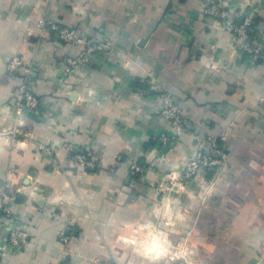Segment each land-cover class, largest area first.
<instances>
[{"label": "crops", "instance_id": "0c3cea01", "mask_svg": "<svg viewBox=\"0 0 264 264\" xmlns=\"http://www.w3.org/2000/svg\"><path fill=\"white\" fill-rule=\"evenodd\" d=\"M224 2L235 21L251 5L264 33V0ZM202 7L203 0H0V179L14 174L13 211L30 234L21 254L5 253L0 242V264H264V57L242 58L223 19ZM40 19L111 49L68 71L65 60L83 45L56 33L39 39ZM16 54L34 63L39 99L21 121L20 78L5 72ZM160 93L180 103L185 123L169 143L159 140L169 133L157 113ZM14 126L12 145L3 131ZM210 135L224 137L226 176L206 195L198 181L178 190L182 164ZM64 143L92 152L96 168L74 167ZM131 163L142 171L130 175ZM138 239L147 242L140 250Z\"/></svg>", "mask_w": 264, "mask_h": 264}, {"label": "built area", "instance_id": "2783aa9c", "mask_svg": "<svg viewBox=\"0 0 264 264\" xmlns=\"http://www.w3.org/2000/svg\"><path fill=\"white\" fill-rule=\"evenodd\" d=\"M247 4L241 7L239 20L235 21L225 10L224 0H203L202 12L206 17L224 21V28L231 34L232 44L239 55L249 62H256L264 57V33L257 29L254 21V9ZM38 37L43 40L50 33H56L59 39L67 45H83V51L76 57L65 60V69L78 67L89 63L94 56L102 51L111 49L108 41H100L91 38H82L75 29L60 27L48 19H40L37 22ZM32 61L24 55L16 54L5 63V72L9 76H19V85L14 94V115L21 121L27 111L37 110L39 99L32 89L33 76ZM161 108L157 113L166 121L169 133L161 134L159 140L169 143L175 140L185 131V123L180 103L168 93L158 95ZM17 127H10L3 131L10 137L12 145L16 144ZM32 138V136H30ZM224 137L216 138L206 136L200 140L197 151L182 164V174L177 181V189L182 190L189 182L198 181L206 183L205 195L216 188L228 172V154L223 144ZM39 149L48 153L50 148L39 145ZM61 149L65 152L72 165L80 170L92 171L97 166V157L90 151L75 147L72 143H64ZM130 175L142 171V167L136 163L129 165ZM14 179V174L8 171L5 179H0V228L4 233L0 234L1 248L7 254L16 255L25 251L29 245V226L21 219L15 217L13 207L16 204V195L8 188ZM193 197L192 193H189ZM203 198V197H202ZM171 200V198H169ZM61 240H66L62 234ZM92 264H102L95 258Z\"/></svg>", "mask_w": 264, "mask_h": 264}, {"label": "rangeland", "instance_id": "374dc122", "mask_svg": "<svg viewBox=\"0 0 264 264\" xmlns=\"http://www.w3.org/2000/svg\"><path fill=\"white\" fill-rule=\"evenodd\" d=\"M150 242H152V241H151V240H148V243H149V244H150ZM161 242L164 243V244L166 243V245L169 246V245H168V241L164 240V241H161ZM142 243L145 245L147 242H146V240H145V241H142V240L138 239L137 241L134 242V245H135L136 247H138L137 249L140 250V247L142 246ZM169 247H170V246H169ZM170 249H172V248H170ZM171 255H172V254H171ZM171 255H169V256H171ZM169 256H168V258H170ZM172 257H173V256H172ZM102 264H103V263H102Z\"/></svg>", "mask_w": 264, "mask_h": 264}, {"label": "bare ground", "instance_id": "6f19581e", "mask_svg": "<svg viewBox=\"0 0 264 264\" xmlns=\"http://www.w3.org/2000/svg\"><path fill=\"white\" fill-rule=\"evenodd\" d=\"M156 244V243H155Z\"/></svg>", "mask_w": 264, "mask_h": 264}]
</instances>
